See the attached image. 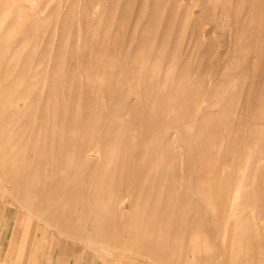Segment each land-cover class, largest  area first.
Wrapping results in <instances>:
<instances>
[{
  "label": "rangeland",
  "instance_id": "obj_1",
  "mask_svg": "<svg viewBox=\"0 0 264 264\" xmlns=\"http://www.w3.org/2000/svg\"><path fill=\"white\" fill-rule=\"evenodd\" d=\"M59 243L264 264V0H0V264Z\"/></svg>",
  "mask_w": 264,
  "mask_h": 264
},
{
  "label": "crops",
  "instance_id": "obj_2",
  "mask_svg": "<svg viewBox=\"0 0 264 264\" xmlns=\"http://www.w3.org/2000/svg\"><path fill=\"white\" fill-rule=\"evenodd\" d=\"M21 246H24V244L22 243V245H20L19 247L21 248ZM69 246L70 245L68 243H66L65 246L63 243H59V245L57 246V250L54 253L49 254L46 252L45 259L41 258V261L45 260L46 263L41 262V264H95L94 259H91L90 257H88L87 259H80L77 253L67 249ZM120 264L135 263H131L127 259L120 261Z\"/></svg>",
  "mask_w": 264,
  "mask_h": 264
},
{
  "label": "bare ground",
  "instance_id": "obj_3",
  "mask_svg": "<svg viewBox=\"0 0 264 264\" xmlns=\"http://www.w3.org/2000/svg\"><path fill=\"white\" fill-rule=\"evenodd\" d=\"M124 204H125V201L122 200L121 202L119 201L117 205H119L120 207H123ZM113 206H114V205H113ZM124 208H125V207H124ZM121 210H122V209H121Z\"/></svg>",
  "mask_w": 264,
  "mask_h": 264
}]
</instances>
